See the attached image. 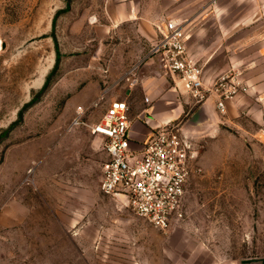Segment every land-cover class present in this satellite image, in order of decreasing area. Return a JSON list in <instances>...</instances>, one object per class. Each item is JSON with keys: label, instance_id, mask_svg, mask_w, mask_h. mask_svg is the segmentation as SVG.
I'll use <instances>...</instances> for the list:
<instances>
[{"label": "rangeland", "instance_id": "374dc122", "mask_svg": "<svg viewBox=\"0 0 264 264\" xmlns=\"http://www.w3.org/2000/svg\"><path fill=\"white\" fill-rule=\"evenodd\" d=\"M120 1L0 0V264H261L264 145L241 128L190 130L201 172L188 186L184 218L166 231L100 191L107 157L90 126L112 101H125L131 118L144 87L163 76L145 108L164 95L174 122L190 117L152 45L111 16ZM185 1L187 48L206 57L227 38L218 40L216 19ZM170 16L180 17L163 20ZM197 59L208 83L228 73L243 80L226 61Z\"/></svg>", "mask_w": 264, "mask_h": 264}, {"label": "built area", "instance_id": "2783aa9c", "mask_svg": "<svg viewBox=\"0 0 264 264\" xmlns=\"http://www.w3.org/2000/svg\"><path fill=\"white\" fill-rule=\"evenodd\" d=\"M189 31L185 20L165 19L156 25L157 38L150 54L164 72L179 81L194 105L201 106L216 96V108L224 113L225 101L245 93L248 87L235 73L206 82L201 66L187 48ZM174 121L152 130L137 143L130 135L127 103L114 100L90 126L91 133L104 140L107 157L100 191L160 231L184 218L188 186L201 172L192 133Z\"/></svg>", "mask_w": 264, "mask_h": 264}, {"label": "crops", "instance_id": "0c3cea01", "mask_svg": "<svg viewBox=\"0 0 264 264\" xmlns=\"http://www.w3.org/2000/svg\"><path fill=\"white\" fill-rule=\"evenodd\" d=\"M171 1L178 5L175 10L169 8ZM194 1L195 13L205 14L206 17L211 15L216 19V22L213 21V28L216 30L217 39L227 38L226 42L212 45L216 48L206 57L194 55V59L197 61V58H201L205 62L222 60L230 63L229 69L242 71V83L248 88L245 93L225 101L224 113H220L216 108V96H211L203 105L194 107L193 101L182 89V115L188 108V115L191 117L202 107L206 120L194 129L217 125L220 122L241 128L242 132L254 139L258 145H264V0ZM186 5L185 0H121L120 7L110 13L118 24H132L136 34L153 45L157 38L156 25L167 18H178L170 16L163 20L164 15L178 14L179 19H182V6L186 8ZM185 21L189 25L192 23L189 19ZM223 44L224 48L219 49ZM152 79L151 86L144 87V95L148 101L140 98V110L130 118V135L137 143L143 142L152 130L165 125L176 116V110L165 108L161 102L164 95L153 106L145 108V105L150 106L152 100L160 93L157 84L167 83L163 76L160 79ZM241 121H248L256 130L249 131L241 126Z\"/></svg>", "mask_w": 264, "mask_h": 264}, {"label": "water", "instance_id": "95a60500", "mask_svg": "<svg viewBox=\"0 0 264 264\" xmlns=\"http://www.w3.org/2000/svg\"><path fill=\"white\" fill-rule=\"evenodd\" d=\"M205 120H206V117L204 114V110L201 107L184 123V128L190 130L191 128H194L195 126L202 124ZM244 263L245 264L256 263V260L245 261ZM260 263L264 264V259H261Z\"/></svg>", "mask_w": 264, "mask_h": 264}, {"label": "trees", "instance_id": "16d2710c", "mask_svg": "<svg viewBox=\"0 0 264 264\" xmlns=\"http://www.w3.org/2000/svg\"><path fill=\"white\" fill-rule=\"evenodd\" d=\"M56 56H57V58H58V57H59V54H57Z\"/></svg>", "mask_w": 264, "mask_h": 264}]
</instances>
